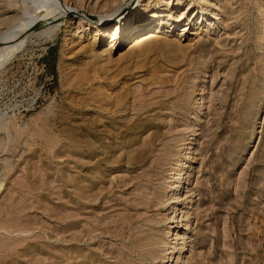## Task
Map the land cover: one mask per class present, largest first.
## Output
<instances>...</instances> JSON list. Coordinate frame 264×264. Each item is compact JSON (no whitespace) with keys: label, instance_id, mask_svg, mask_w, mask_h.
<instances>
[{"label":"rangeland","instance_id":"374dc122","mask_svg":"<svg viewBox=\"0 0 264 264\" xmlns=\"http://www.w3.org/2000/svg\"><path fill=\"white\" fill-rule=\"evenodd\" d=\"M6 43L0 264H264V0H0Z\"/></svg>","mask_w":264,"mask_h":264},{"label":"bare ground","instance_id":"6f19581e","mask_svg":"<svg viewBox=\"0 0 264 264\" xmlns=\"http://www.w3.org/2000/svg\"><path fill=\"white\" fill-rule=\"evenodd\" d=\"M41 11H42V9H41ZM39 13H40V10H39V12H38V10H37L36 13L33 12V14L31 13L30 16L28 15L29 17H26V16H25L26 19H24V20L22 19L23 22L21 21V22L19 23V25H20V24H21V25H20V27H19L18 29L20 30L22 27H24V24H26L27 22L29 23V21H30L35 15H37V14L39 15ZM42 13H43V12H42ZM66 14H67V11H66V10H58L57 13H56L55 15H53L54 17H52V18H53V20H54V19H57V18H64V17L66 16ZM35 17H36V16H35ZM52 18H51V20H52ZM147 20H148V19H147ZM41 23H44V22H41ZM17 26H18V25H17ZM34 27H36V26H34ZM34 27H32V28H34ZM32 28H31V29H32ZM52 29H53V28H52ZM13 30H14V29H13ZM13 30H11V31H13ZM33 31H34V30H33ZM54 31H57V32H58V30H54ZM54 31H53V32H54ZM15 32H16V31H15ZM48 32H49V30H48ZM117 32H118V29H116V31H114L112 35L114 36ZM7 33H9V32H7ZM7 33H6V35H7ZM33 33H34V32H33ZM45 33H46V32H45ZM50 33H51V32H49L48 35H49ZM39 34H40V33H39ZM41 34H42V33H41ZM41 34H40V35H41ZM54 34H55V33H53V35H54ZM4 35H5V34H4ZM6 35H5V36H6ZM5 36H3V37H5ZM38 36H39V35H38ZM41 36H42V35H41ZM41 36H40V37H41ZM43 36H45V35L43 34ZM51 36H52V35H51ZM51 36H49V37H51ZM3 37H2V38H3ZM2 38H1V39H2ZM41 38H42V37H41ZM44 38H45V37H44ZM47 39H48V38H47ZM11 43H12V42H9V44H11ZM5 45H7V43L4 44V45H0V47H5ZM0 50H1V49H0ZM4 50H5V49H4ZM2 51H3V50H2ZM0 124H2V122H1Z\"/></svg>","mask_w":264,"mask_h":264}]
</instances>
